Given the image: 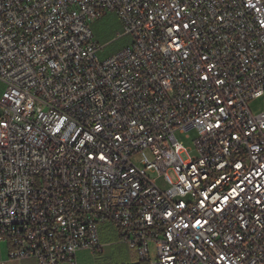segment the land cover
<instances>
[{"label": "built area", "instance_id": "obj_1", "mask_svg": "<svg viewBox=\"0 0 264 264\" xmlns=\"http://www.w3.org/2000/svg\"><path fill=\"white\" fill-rule=\"evenodd\" d=\"M0 84L10 260L77 264L112 224L136 264H264V0H0Z\"/></svg>", "mask_w": 264, "mask_h": 264}, {"label": "rangeland", "instance_id": "obj_2", "mask_svg": "<svg viewBox=\"0 0 264 264\" xmlns=\"http://www.w3.org/2000/svg\"><path fill=\"white\" fill-rule=\"evenodd\" d=\"M92 30L95 36V41L99 46L104 47L103 57H108L115 54L121 48H123L129 41L128 38H117V33L121 32V27L116 18L108 16L103 20L96 22L92 26ZM2 91V86L0 84V92ZM251 112L253 114H259L264 110V102L262 99L252 100L248 104ZM176 139L181 142L190 154V156L195 157L197 155L195 150L194 142L197 139V133L194 129L187 130L184 133L175 132ZM150 160L153 157L150 153H147ZM140 157L134 156L132 162L137 166H140ZM150 179L155 180L156 185L162 191L168 189V185L164 183L163 179L158 178L156 174H149ZM170 178L175 181V176L172 172H169ZM152 258H154V249L152 247Z\"/></svg>", "mask_w": 264, "mask_h": 264}, {"label": "crops", "instance_id": "obj_3", "mask_svg": "<svg viewBox=\"0 0 264 264\" xmlns=\"http://www.w3.org/2000/svg\"><path fill=\"white\" fill-rule=\"evenodd\" d=\"M99 239L102 245L99 252H78L75 257L77 264H136L135 253L119 242L118 231L114 225L100 226ZM0 264H37V262L34 259L10 260L8 247L0 243Z\"/></svg>", "mask_w": 264, "mask_h": 264}]
</instances>
